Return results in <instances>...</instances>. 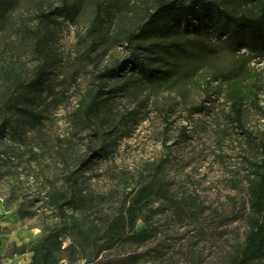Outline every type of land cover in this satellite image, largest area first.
Here are the masks:
<instances>
[{
	"label": "trees",
	"instance_id": "trees-1",
	"mask_svg": "<svg viewBox=\"0 0 264 264\" xmlns=\"http://www.w3.org/2000/svg\"><path fill=\"white\" fill-rule=\"evenodd\" d=\"M70 2L71 19L86 13L88 20L84 35H78L72 77L79 71L85 73L111 52L80 95V121L105 122L104 114L113 113L118 96H142L140 106L144 108L149 96L172 93L192 112L196 88L214 85L227 104L231 121L243 127L247 101L258 100L254 89L261 74L251 64L264 59V0H62L61 9L68 10ZM26 5L32 6L29 18L18 16L22 9L28 11ZM54 10L43 0H0V165L14 164L1 151L8 141L25 142L29 132L42 125L43 93L56 99L55 82L65 66L51 44L58 25ZM106 18L113 19V27L101 33ZM19 47L28 48L36 57L32 67L18 60ZM119 49L126 55L125 66L112 54ZM168 111L163 110L165 116ZM62 163V180L69 193L54 186L48 189L47 198L58 221L29 247V264H58L55 252L69 229L74 239L64 250L70 251L72 262L78 250L80 264H134L144 253L161 260L166 251L175 250L171 238L163 244L154 220L163 212L150 205L153 200L165 201L179 217L178 202L171 198L162 177L164 163L125 206L95 224H86L84 215L72 219L66 214L67 207L79 199L76 190L86 161L75 169L67 161ZM246 184L247 211L225 218L228 222L244 219L243 238L230 244L222 257L224 264L264 260V158L249 162ZM139 221L144 224L141 228ZM167 254L171 259L172 253Z\"/></svg>",
	"mask_w": 264,
	"mask_h": 264
},
{
	"label": "rangeland",
	"instance_id": "rangeland-1",
	"mask_svg": "<svg viewBox=\"0 0 264 264\" xmlns=\"http://www.w3.org/2000/svg\"><path fill=\"white\" fill-rule=\"evenodd\" d=\"M61 1L43 0L55 8L58 25L51 44L65 66L55 82L56 99L43 93L42 125L29 132L27 141H8L5 150L1 149L14 164L7 163L10 169L0 165V264H29V247L46 227L58 221L47 198L48 189L54 186L69 193L62 180V162L75 169L83 160L86 163L81 166L76 190L79 199L67 207L68 218L84 215L86 224L100 222L106 214L125 206L164 163L162 177L171 198L178 202L179 217L165 201L153 200L150 205L163 212L154 220L163 244L171 238L175 250L166 251L161 260L144 253L134 264H224L222 257L230 244L242 240L245 230L243 218L232 222L225 218L247 211L249 162L264 158V59L251 64L261 74L254 89L258 100L247 101L242 128L231 121L227 104L214 85L196 88L192 112L172 93L149 96L144 108L140 106L142 96H118L113 113L104 114L105 122L95 118L80 121V95L92 82L90 75L100 70L111 52L85 73L79 71L72 77L78 35H84L88 20L86 13L72 20L73 2L68 10H62ZM26 7L28 11L22 9L18 16L29 18L32 6ZM112 27L113 19L106 18L101 33ZM0 44L2 48V37ZM112 54L122 66L127 64L120 49ZM17 57L28 67L37 62L28 48L19 47ZM165 109L169 110L166 116ZM143 226L141 221L137 223L138 228ZM72 238L71 229L61 237L62 245L55 252L58 264L81 263L78 250L74 262L68 259L70 251L64 250ZM191 251H197L198 257ZM167 252L172 253L171 259Z\"/></svg>",
	"mask_w": 264,
	"mask_h": 264
}]
</instances>
